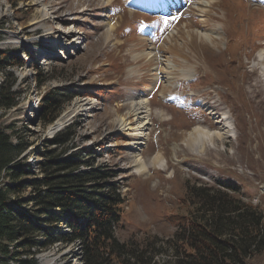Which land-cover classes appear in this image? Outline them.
I'll list each match as a JSON object with an SVG mask.
<instances>
[{
  "label": "rangeland",
  "instance_id": "374dc122",
  "mask_svg": "<svg viewBox=\"0 0 264 264\" xmlns=\"http://www.w3.org/2000/svg\"><path fill=\"white\" fill-rule=\"evenodd\" d=\"M144 4L0 0V51L22 59L21 66L9 68L8 80L15 78L19 93L3 119L16 124L26 143L20 162L29 164L37 178L43 176L38 169L43 159L70 155L80 169L90 164L94 170H111L114 176L107 181H114L124 199L121 224L113 230L119 241L170 236L176 228L170 217L185 214L190 206L185 202L186 184H233L242 202L264 211V74L257 64L264 48V0H180L175 9L163 12ZM40 15L46 18L43 22L38 21ZM61 17L65 20L57 22ZM45 21L48 26H43ZM110 23L114 27L107 36ZM200 30L217 31L220 37L207 41ZM46 32L56 36L39 37ZM77 36L82 44H70ZM152 46L157 56L141 55ZM167 60L174 63L171 69ZM189 70L192 77H187ZM52 91L62 99L56 118L76 101L92 102L61 126L59 131L68 126L74 131L65 150L50 142L58 131L49 132L52 122L44 123L49 115L40 109ZM135 93L146 94L151 108L141 151L131 149L133 131L117 130L115 124L123 116L136 125L128 112ZM224 112L234 132L215 138L214 145L205 142L199 151L198 140L204 137L198 132L188 137L189 132L195 126L219 130ZM133 153L146 161L145 171L138 170ZM156 155L165 159L163 167L150 163ZM5 181L0 178L1 185ZM30 192L25 187L10 200L26 199ZM55 229L69 230L63 222ZM79 246L76 241H57L35 258L39 264H81ZM169 254L163 252L159 260ZM248 264H264V249Z\"/></svg>",
  "mask_w": 264,
  "mask_h": 264
},
{
  "label": "trees",
  "instance_id": "16d2710c",
  "mask_svg": "<svg viewBox=\"0 0 264 264\" xmlns=\"http://www.w3.org/2000/svg\"><path fill=\"white\" fill-rule=\"evenodd\" d=\"M21 63L19 55L0 51V178L7 180L0 184V264H39L35 255L57 241L78 242L81 264H248L264 249V211L242 202L233 184H186L190 206L170 217L176 225L170 236L119 241L113 230L121 224L124 199L114 181H107L114 176L111 170H94L90 164L80 169L70 155L43 159L38 164L43 176H34L29 164L20 162L26 143L16 124L3 120L19 93L15 78L8 80L9 68ZM58 95L52 91L43 98L41 112L49 115L45 124L54 121L62 105ZM73 134L68 126L50 142L65 150ZM25 187L31 189L28 198L10 200ZM59 222L69 230H56ZM163 252L170 257L160 261Z\"/></svg>",
  "mask_w": 264,
  "mask_h": 264
},
{
  "label": "bare ground",
  "instance_id": "6f19581e",
  "mask_svg": "<svg viewBox=\"0 0 264 264\" xmlns=\"http://www.w3.org/2000/svg\"><path fill=\"white\" fill-rule=\"evenodd\" d=\"M42 1L43 0H38V2H42ZM99 1H101V0H99ZM105 1L106 2H110L112 0H105ZM144 1H145L144 5L147 6L150 10H153V11L155 10V11H158V12L172 11L180 3V0H167V1L161 0L160 2H157L155 4L147 3L146 0H144ZM87 9H89V8H87ZM87 9H84V10H87ZM80 12H78V13H80ZM68 14L72 15V13H67V15ZM64 15L66 16V14H64ZM40 17L42 19L41 20L38 19V21H42L43 22L46 19L45 17H43V15H40ZM74 18H78V17L74 16L73 19ZM63 20H65V18L61 17V18H57L56 21L57 22H63ZM38 21H36V22H38ZM42 24H43V26H48L49 25L47 22L46 23H42ZM113 27H114V25L111 24V23L107 26V28H106V35L107 36L112 31ZM50 28H47V29H50ZM70 32L75 33L76 30L75 31L74 30H70ZM49 33L50 32H46V33H44L42 35H39V37H49V38L52 37V38H54L56 36V35H52V34H49ZM67 34H64V35L61 36V32H60V36L62 38L67 37ZM199 34H201L207 41H210V42L212 41L213 37L214 38H219L220 37V33L217 32V31L200 30ZM72 35L74 36V34H72ZM61 37L58 36L57 38L59 39ZM147 38H149V37H147ZM31 39H34V38L32 37ZM27 41H24V42L27 43ZM82 41L83 40H79V37L77 36L75 38V40H73L72 43H70V44H72V45H76V44L81 45ZM58 52H61V50H59ZM142 53L144 55L148 56V57L157 56V54H156L157 50L153 46L151 48H148L147 51H142L141 55H142ZM258 57L260 59V62H258L257 64H259V63L262 64V67H263L262 72L264 74V48H262V50L258 53ZM166 62H167V68L168 69H171L174 66V63L171 60H167ZM186 74H187V77H192L194 75V72L192 70H189ZM91 103L92 102H90V101L82 102V103H80L79 101H76L71 107H69L65 111H63L51 124H49L47 129L52 134V132L56 131L62 125H64L67 121H69L72 118V116L75 114V112H77L78 110H86L87 111L89 108H91L90 105H89ZM130 107H131V110L128 111V112H129V114H132L133 116H135L136 125L135 126L130 125V122L128 121V119L123 117V116L117 117L116 120H115V124L117 126L116 127L117 130H120V131H133L131 133V135L134 136V141L132 143L131 149L137 150V151H141L142 147L146 145L147 138H148V132L146 130L148 129L147 125H149V122H150V114H151L150 100H149V98L147 97L146 94L139 95V94L135 93L132 96H130ZM222 119H223V121H218V123L222 122V124H223L219 130H214L213 131V130H209L207 128L203 129V128L199 127V126H195L192 129L193 131L189 132V136L188 137H192L193 138V133L194 132H198L199 136L205 138V139L202 138V139L198 140V142L200 143L199 151H201L204 148L205 142H208V143L214 145L215 144L214 143V139L215 138L222 139L223 137L227 136L229 131H233L234 132L233 122L230 119V116L228 115L227 112L223 113ZM133 155H134V158H135L134 161H135L136 165H139L138 166V170L139 171H145L147 169V167H146L147 163L143 159L141 154L133 153ZM160 157H161L160 155L154 156L151 159L150 163L156 162V163H158L160 165V167L161 166L163 167L165 165V159L160 158ZM9 264H18V262L15 261V260H10Z\"/></svg>",
  "mask_w": 264,
  "mask_h": 264
},
{
  "label": "water",
  "instance_id": "95a60500",
  "mask_svg": "<svg viewBox=\"0 0 264 264\" xmlns=\"http://www.w3.org/2000/svg\"><path fill=\"white\" fill-rule=\"evenodd\" d=\"M60 128H61V127H60ZM60 128H59V129H57L55 132L59 131V130H60ZM55 132H54V133H55ZM52 134H53V133H52Z\"/></svg>",
  "mask_w": 264,
  "mask_h": 264
}]
</instances>
